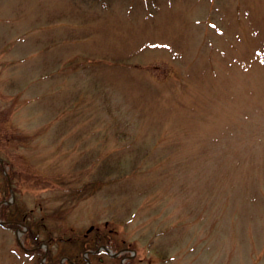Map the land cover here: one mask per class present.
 Returning a JSON list of instances; mask_svg holds the SVG:
<instances>
[{
    "label": "rangeland",
    "instance_id": "rangeland-1",
    "mask_svg": "<svg viewBox=\"0 0 264 264\" xmlns=\"http://www.w3.org/2000/svg\"><path fill=\"white\" fill-rule=\"evenodd\" d=\"M0 164V264H264V0H0Z\"/></svg>",
    "mask_w": 264,
    "mask_h": 264
},
{
    "label": "trees",
    "instance_id": "trees-1",
    "mask_svg": "<svg viewBox=\"0 0 264 264\" xmlns=\"http://www.w3.org/2000/svg\"><path fill=\"white\" fill-rule=\"evenodd\" d=\"M237 134V133H236ZM239 137H244V134H237ZM240 139V138H239ZM0 166H1V164H0ZM8 206V203H3L2 204V213H6L5 211H6V207ZM15 219H17V218H15ZM10 221H12V223H13V225H16L17 223H15L14 221H16V220H10ZM18 221V220H17ZM28 227L30 228V224L28 225ZM28 234L31 236V237H33V239H35L36 238V236H35V233L30 229L29 230V232H28ZM106 243H104V241H101V239H100V237L99 236H97L96 237V239H95V241H94V244H93V246H91V247H89V248H87V249H85L86 251H89L90 249H93V251L92 252H89V254L90 255H92V256H94V257H96L97 256V254H98V252H100V251H105L104 249H99L102 245H105ZM37 247V246H36ZM99 249V250H98ZM98 250V251H97ZM45 253H47L46 252V250H44V253H43V255L45 254ZM47 255H49V254H47ZM68 264H76L75 262H74V260L70 257V256H68ZM60 263V260L59 261H55V262H53V264H59Z\"/></svg>",
    "mask_w": 264,
    "mask_h": 264
},
{
    "label": "water",
    "instance_id": "water-1",
    "mask_svg": "<svg viewBox=\"0 0 264 264\" xmlns=\"http://www.w3.org/2000/svg\"><path fill=\"white\" fill-rule=\"evenodd\" d=\"M6 174H7V171H6ZM0 222H3V221L0 220ZM104 248H106V250H108V251L110 252V249H109L108 247L104 246ZM119 253H120V252H115L114 255H117V254H119Z\"/></svg>",
    "mask_w": 264,
    "mask_h": 264
}]
</instances>
